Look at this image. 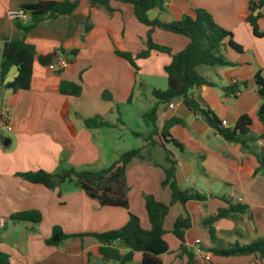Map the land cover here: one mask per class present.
Instances as JSON below:
<instances>
[{"label":"crops","instance_id":"0c3cea01","mask_svg":"<svg viewBox=\"0 0 264 264\" xmlns=\"http://www.w3.org/2000/svg\"><path fill=\"white\" fill-rule=\"evenodd\" d=\"M39 1L75 0H0V54L4 41L22 39L18 23L8 12ZM109 6L110 14L100 7H90L88 0H78L69 15L39 22L23 36L24 42L32 45L36 52L29 89L12 92L3 88L7 73L0 83V94L5 99L0 116L7 117L4 135L0 136L10 141L4 148L0 139V219L32 210L41 215L39 223L29 224L17 234L7 232L5 226L3 232L0 230V252L8 256L10 264H140L138 253L128 263L102 262L99 243L88 234L119 229L127 223L129 214L136 216L140 226L147 230L149 223L143 196L153 195L162 203L170 200L168 188L161 187L164 179L161 167L166 166L164 150L145 140L140 148L146 159H133L125 173L128 209L101 207L70 185L63 184L50 191L18 176L39 170L54 173L68 167L81 170L101 166L104 161L100 160L101 149L93 131L112 129H88L83 120L99 119L109 123L103 115L129 103L136 90L143 86L150 92L167 88L164 67L170 63V55L151 53L148 58L137 61V72L115 55V51L136 54L143 50L148 29L137 23L130 5L112 1ZM198 8L206 10L220 27L230 31L233 41L243 51L236 53L229 48L223 51L229 66L197 67V73L213 85L201 86L193 93L226 128H233L239 117L247 115L252 122V141L248 143L250 151L224 141L180 99H175L172 110L166 105L157 107L159 128L165 120H179L169 132L180 144L181 151L167 146L175 161L178 188L194 190L205 197L204 201H188L184 206L176 203L170 207L164 221L168 252L160 259L163 264H187V256L179 249L180 242L170 233L175 219L186 212L191 224L184 232L182 244L193 254L196 264H200L194 255L197 247L211 254V260L201 264H264L253 255L214 256L209 251L214 245L203 226L205 218L227 208L228 203L237 204L245 208L243 213L218 220L213 225L219 244L223 247L233 243L245 245L264 236V173L258 162V155L264 158V146L258 144L264 140V125L256 116L262 101L254 84L256 73L264 80V11L260 10L261 17L256 23L262 37L254 36L245 21L248 0H166L162 11L153 9L147 16L167 23L184 15L192 16V11ZM87 20L90 29L84 32ZM30 24L29 17L22 25ZM150 36L154 43L169 48L171 54L182 51L187 45L184 37L158 29ZM70 50H76L77 54L66 57L62 52ZM50 53L55 55V60L65 57L66 67L49 71L38 64L37 56ZM62 81L81 86L80 96L71 104H67L66 97L59 92ZM231 85L239 89L235 97L223 91ZM153 104L154 100L151 107ZM149 133L150 129L145 136ZM152 140L156 141L157 136ZM53 227H59L68 235L84 236L66 239L58 246H47L45 240Z\"/></svg>","mask_w":264,"mask_h":264},{"label":"trees","instance_id":"16d2710c","mask_svg":"<svg viewBox=\"0 0 264 264\" xmlns=\"http://www.w3.org/2000/svg\"><path fill=\"white\" fill-rule=\"evenodd\" d=\"M127 4L132 7L133 15L137 23L146 27L147 35L144 49L136 54L115 51V55L123 59L131 68L137 72V61L148 58L151 53L170 55L171 61L164 67L167 88L164 91L152 90L151 96L154 100L153 106L142 115L146 124L151 126L150 133L145 141L151 145L158 144L165 153L166 166H162L164 179L161 187H167L170 192L168 203H162L153 195H144V208L149 223V229L140 226L136 216L129 214L127 223L119 229L103 233L88 234L98 243V254L102 262H131L133 256L138 253L141 256L140 264H163L160 256L168 252V245L164 239V221L169 209L178 203L184 206L188 201H204L205 197L194 190H180L175 179V161L167 146H173L181 151L180 144L174 141L170 135V128L179 124V120L172 118L165 120L161 127L156 125V110L159 105H166L173 99H180L184 106L200 119L224 141L236 143L242 149L250 151L248 143L252 141L250 136L251 119L247 115L239 117L233 128H226L223 123L210 111L202 106L194 95V90L201 86L211 87L213 84L206 78L200 76L196 68L224 67L231 65L223 55L227 48L236 53H242V47L233 41L232 33L220 27L212 16L204 9L198 8L191 15H184L181 19L171 22H163L159 18L149 19L147 13L150 10L162 11V5L166 0H88L90 7H100L108 14L112 12L110 2ZM78 0L75 1H39L26 4L20 9L28 14L31 24L24 26L18 23L22 39L18 41H4L0 54V83L3 82L5 74L11 66H16L18 76L13 82L6 83L3 88L16 92L27 90L30 86L33 61L36 56L32 45L24 42L23 36L39 22L44 19H54L61 15H69L76 8ZM260 6L257 11L256 6ZM264 11V0H248V14L246 23L251 27L252 34L262 37L263 34L257 30V21ZM90 29L89 20L84 25V32ZM154 29L184 37L187 40L185 48L175 54L170 49L153 42L150 34ZM66 57H74L76 50L62 51ZM255 91L262 103L257 111V120L264 125V80L260 73L254 76ZM225 94L236 96L239 89L231 85L223 89ZM59 92L66 97V103L78 98L81 94V86L76 83L62 81ZM131 97V96H130ZM105 99V94L102 95ZM7 117L3 116L1 122L7 125ZM83 124L88 129H113L115 126L99 119H84ZM137 136V134H134ZM157 136L153 141L152 137ZM133 159L145 160L141 154V148L131 149L122 153L115 161L105 168L97 170L81 169L73 167L62 168L54 173L44 171L20 173L18 176L30 184L41 185L52 191L64 183H71L86 197L94 200L101 207H118L128 209V186L126 181V169ZM259 169L264 173V158L258 155ZM152 166H158L151 163ZM244 207L231 205L225 209H219L213 216L204 219L203 226L214 245L209 251L214 256H256L264 261V236L245 245L233 243L226 247L221 246L215 237L214 223L221 219L234 218L235 215L243 213ZM9 219L14 222H25L37 224L41 221V215L37 211H22L13 213ZM190 218L186 212L179 215L172 224L171 235L180 242V251L187 256V264H196L194 256L183 246L184 232L190 227ZM84 235L72 236L65 234L59 227H53L50 236L45 240L47 246H58L64 240ZM0 264H10L6 254L0 252Z\"/></svg>","mask_w":264,"mask_h":264},{"label":"rangeland","instance_id":"374dc122","mask_svg":"<svg viewBox=\"0 0 264 264\" xmlns=\"http://www.w3.org/2000/svg\"><path fill=\"white\" fill-rule=\"evenodd\" d=\"M3 95L0 94V110L4 109L2 106L5 103ZM153 98L151 92L146 90L145 86L136 90L130 101L127 104L115 107L111 112L105 113L103 119L115 127L112 130H94V137L101 149V161L103 164L88 166L83 169L97 170L109 166L122 153L131 149H137L144 144L145 135L151 129V126L146 124L142 119V115L151 108ZM2 106V107H1ZM134 134H137L135 136ZM0 135H4V131L0 128ZM130 173V167H129ZM74 187L71 183H64ZM63 185V184H62ZM75 188V187H74ZM5 222V230L17 234L26 226L33 225L25 222H12L9 217L3 219ZM4 229H1L3 232Z\"/></svg>","mask_w":264,"mask_h":264},{"label":"built area","instance_id":"2783aa9c","mask_svg":"<svg viewBox=\"0 0 264 264\" xmlns=\"http://www.w3.org/2000/svg\"><path fill=\"white\" fill-rule=\"evenodd\" d=\"M8 16L15 20L16 22H20L21 24H25L28 20H29V16L28 14H26L25 12H23L21 9H17V10H13L8 12ZM67 65V61L66 58L63 56H59L58 58H56V60L47 67V69L49 71H58L61 70L63 68H65ZM175 99L171 100L168 104H167V108L169 110L174 109L175 107ZM0 128L5 129L6 125L4 123H2L0 121ZM260 146H264V140L259 141L258 143ZM5 226V222L3 219H0V230ZM199 241H196V244H198ZM194 255L197 256L199 258V263H206L209 262L211 260V254L205 252L204 250L201 249V247H197L194 250Z\"/></svg>","mask_w":264,"mask_h":264},{"label":"water","instance_id":"95a60500","mask_svg":"<svg viewBox=\"0 0 264 264\" xmlns=\"http://www.w3.org/2000/svg\"><path fill=\"white\" fill-rule=\"evenodd\" d=\"M260 6H256V10H259ZM55 60V55L53 53L50 54H46L43 56H37L36 61L38 62V64H40L42 67H48L49 65H51ZM18 76V70L16 66H11L7 72V75L4 79V83H10L13 82L14 79ZM2 120L1 116H0V121ZM1 139V136H0ZM1 144L4 148L8 147V145L10 144V141L7 138H2L1 139Z\"/></svg>","mask_w":264,"mask_h":264}]
</instances>
